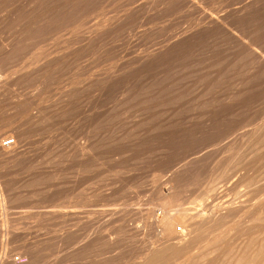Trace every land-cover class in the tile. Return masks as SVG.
<instances>
[{"label": "rangeland", "instance_id": "rangeland-1", "mask_svg": "<svg viewBox=\"0 0 264 264\" xmlns=\"http://www.w3.org/2000/svg\"><path fill=\"white\" fill-rule=\"evenodd\" d=\"M193 1L216 18L248 3ZM56 2L63 5L62 18L48 25L52 20L44 18ZM172 2L0 0V134L20 133L17 145L27 152L21 164L0 161L9 193L0 205V264L8 259L20 264H142L151 249L163 244L152 222L164 226L165 216L180 215L178 231L202 236L225 201L247 205L254 197L251 183L264 188V69L249 75L251 51L221 39L220 33L214 37L200 30L202 17ZM239 21L230 29L264 56V30L251 41ZM191 37L202 38L209 50L192 58L185 52L175 56ZM161 189L180 197L181 204L164 207ZM115 211L122 213L116 216ZM244 212L221 228L226 238L217 245L224 243L231 251L217 264H242L249 249H239L263 242L261 236L258 242L245 236L252 223L251 213ZM255 225L264 228V220Z\"/></svg>", "mask_w": 264, "mask_h": 264}, {"label": "bare ground", "instance_id": "bare-ground-1", "mask_svg": "<svg viewBox=\"0 0 264 264\" xmlns=\"http://www.w3.org/2000/svg\"><path fill=\"white\" fill-rule=\"evenodd\" d=\"M49 1V0H48ZM60 1V0H59ZM63 1V0H62ZM71 1V0H70ZM80 1V0H79ZM97 1V0H96ZM172 1H175V2H177V4L180 6V7H184L185 9L187 8V10H189V11H191V13L193 12V14L195 13V14H198L197 16H201L202 18H201V20H203V25L201 24V26H202V28L200 29V30H203L204 32L207 30L208 31V33H211V36H213L214 35V37H215V35L217 36L219 33L220 34H222L223 36H222V38L221 39H223L224 37H225V39L226 38H228V41H231L232 42V44L233 45H236L238 48H243L242 50H245V51H251V59H249V60H252L253 61V65H254V67H253V69H252V71L250 72V74L249 75H254V74H257V71H261L260 69H264V56H262V54H260L259 52H257V51H253L252 50V47L251 46H255L254 44H247V43H245L244 41H243V39L242 38H244L243 37V35L241 36L242 38H240L236 33H234L230 28H234L235 29V27H237L238 25H237V21H241V22H243L242 24L247 28V34L251 37V41H253L255 38H257L256 37V35H258V34H260L263 30H264V0H248V3L247 4H245L240 10H236V11H229V13H226L225 15H221L220 14V16L218 15V17L219 18H216V17H214V16H217V15H214V16H212V14L211 15H208L207 13H205V12H203V11H205L204 9L203 10H201L196 4H197V2L195 3L193 0H171V2ZM40 2V1H39ZM42 2H40V4H41ZM51 3V2H50ZM52 3H53V5H54V1H52ZM57 3V2H56ZM55 3V7H51V9L49 8V12L46 14V16H45V18H44V20H46V22H49V20L51 21V22H49V23H47L48 25H50V24H52V25H54L52 22H54V21H57V20H59V18H62V15H60V13H62L61 11H62V8H61V6H63L62 5V3L60 2V3H57L56 4ZM73 3H74V1H73ZM155 3H157V2H155ZM47 4V3H46ZM61 4V5H60ZM66 4V3H65ZM69 4V3H68ZM172 4H174V2H172ZM38 5V4H37ZM44 5V4H43ZM42 5V6H43ZM79 5V4H78ZM41 5H39V7H40ZM81 6V5H80ZM49 7H50V5H49ZM69 7V6H68ZM73 7V6H72ZM77 7V6H76ZM41 8V7H40ZM46 8V7H45ZM65 8H67L66 6H65ZM71 8V7H70ZM69 8V9H70ZM68 9V8H67ZM66 9V10H67ZM75 9V8H74ZM73 9V10H74ZM182 9V8H181ZM234 9V8H233ZM238 9V8H237ZM46 10V9H45ZM72 10V9H71ZM137 10V9H136ZM135 10V11H136ZM220 10V9H219ZM36 11H38V10H36ZM69 11V10H68ZM75 11V10H74ZM131 11V10H130ZM133 11V10H132ZM134 11V12H135ZM183 11V10H182ZM70 12V11H69ZM141 12V11H140ZM38 13V12H37ZM138 13V12H137ZM142 13V12H141ZM184 13V12H183ZM43 14V13H42ZM72 14V13H71ZM70 14V15H71ZM135 14V13H134ZM134 14H133V16H134ZM139 14V13H138ZM147 14V13H146ZM186 14H188V13H186ZM193 14H191V15H193ZM194 14V15H195ZM128 15V14H127ZM132 15V14H131ZM193 15V16H194ZM28 16V15H27ZM61 16V17H60ZM68 16H69V14H68ZM130 16V15H129ZM196 16V15H195ZM65 16H63V18H64ZM135 17H137V16H135ZM139 17V16H138ZM68 18V17H67ZM40 19V18H39ZM43 19V18H42ZM41 19V20H42ZM66 19V18H65ZM79 19V18H78ZM84 19V18H83ZM137 19V18H136ZM61 20V19H60ZM64 20V19H63ZM76 20V19H75ZM119 20V19H118ZM123 20V19H122ZM128 20V19H127ZM130 20V19H129ZM132 20H134L133 18H132ZM200 20V19H199ZM125 21H126V19H125ZM135 21V20H134ZM231 21V22H230ZM239 21V22H240ZM37 22V21H36ZM43 22V21H42ZM130 22V21H129ZM129 22H126V25H130L129 24ZM231 24H230V23ZM44 23V22H43ZM61 23V22H60ZM122 23V22H121ZM121 23H120V25H121ZM130 23H132V22H130ZM198 23H200V22H198ZM45 24V23H44ZM37 25V24H36ZM40 25H41V23H40ZM43 25V24H42ZM73 25V24H72ZM123 26H124V24H122ZM121 25V26H122ZM170 25V24H169ZM47 26V25H46ZM230 26V27H229ZM51 27V26H50ZM78 27V26H77ZM112 27V26H111ZM130 27V26H129ZM37 28V27H36ZM45 28V27H44ZM60 28V27H59ZM109 28V27H108ZM123 28V27H122ZM195 28V27H194ZM200 28V27H199ZM199 28H196L195 29V31L196 30H198ZM237 29V28H236ZM46 30V29H45ZM53 30V29H52ZM55 30H56V28H55ZM109 30V29H108ZM191 30V29H190ZM192 32L194 31L193 30V28H192V30H191ZM191 31H189V33L191 32ZM194 31V32H195ZM49 32V31H48ZM56 32V31H55ZM62 33V32H61ZM203 33V32H202ZM242 33H244V32H242ZM63 34V33H62ZM172 34V33H171ZM187 34H188V31H187ZM192 34V33H191ZM190 34V35H191ZM240 34V33H239ZM261 34H262V36H261ZM259 36H261V37H263V39H264V31L261 33ZM185 35V34H184ZM183 35V36H184ZM193 35H195L194 33H193ZM192 35V36H193ZM206 35L208 36V34L206 33ZM241 35V34H240ZM189 36V35H188ZM258 36V37H259ZM56 37V36H55ZM170 37V36H169ZM187 37V36H186ZM185 37V38H186ZM190 37V36H189ZM221 37V36H220ZM249 37V38H250ZM100 38V37H99ZM209 38V37H208ZM184 39V38H183ZM200 39V38H199ZM199 39H193L192 37L190 38V39H187V40H185V42H182V43H185V44H183V46L180 48V49H182V51L180 52V51H178V52H176L175 53V56H178V58L182 55V53L183 52H185L187 55H188V57L189 58H192V57H194L195 55H196V53H198V52H200V51H208L209 50V48H207V49H205L204 48V44L202 43V41H201V39L199 40ZM245 39V38H244ZM96 40V39H95ZM177 39H175V40H173V41H176ZM183 40V41H184ZM204 40V39H203ZM212 40V39H211ZM210 40V41H211ZM213 40H214V38H213ZM218 40V39H217ZM256 40H258V39H256ZM81 41V40H80ZM221 41H223V40H221ZM227 40H226V43L228 42ZM250 41V40H249ZM204 42H206V41H204ZM216 42V41H215ZM218 42L219 41H217V43H216V45L218 44ZM171 43V42H170ZM169 43V44H170ZM207 43V42H206ZM214 43V42H213ZM224 43V42H223ZM169 44H168V46H169ZM171 44H173V43H171ZM177 44V43H176ZM175 44V45H176ZM208 44V43H207ZM225 44V43H224ZM229 44H230V42H229ZM231 44V45H232ZM179 45H180V42H179ZM220 45V44H219ZM222 45V44H221ZM232 45V46H233ZM205 46H206V44H205ZM209 46V45H208ZM208 46H206V47H208ZM213 46H214V48L216 47L214 44H213ZM224 46V45H223ZM223 46H221L220 48H222ZM228 46V44L226 45V47ZM236 46H235V48H236ZM174 47V46H173ZM210 47V46H209ZM219 47V46H218ZM164 48V47H163ZM172 48V47H171ZM170 47H169V49H171ZM217 48V47H216ZM225 48V47H224ZM228 48V47H227ZM234 48V47H233ZM232 48V49H233ZM237 48V49H238ZM161 49V48H160ZM167 50V49H166ZM211 50V49H210ZM212 50H213V48H212ZM220 50H222V49H220ZM236 50V49H235ZM239 50H241V49H238V52H239ZM162 51V50H161ZM165 51V50H164ZM174 51H176V50H174ZM206 51V52H207ZM228 51V50H227ZM230 51V50H229ZM234 51V50H233ZM6 52H7V50H6ZM153 52V51H152ZM167 52H169L168 50H167ZM167 52H165L166 54H171V53H167ZM211 52H214V51H211ZM225 52V51H224ZM40 53V52H39ZM157 53V52H156ZM160 53V52H159ZM164 53V54H165ZM202 53V52H201ZM205 53V52H204ZM209 53V52H208ZM227 53H229V52H227ZM231 53V55H232V51L230 52ZM235 53H237V51L235 52ZM240 53H242L241 51H240ZM62 54V53H61ZM64 54V53H63ZM155 54V53H154ZM153 54V55H154ZM207 54V53H206ZM213 54V53H212ZM215 54V53H214ZM217 54H219V53H217ZM225 54H226V52H225ZM234 54V53H233ZM103 55V54H102ZM158 55H160V54H158ZM157 55V56H158ZM174 55V54H173ZM172 55V56H173ZM185 55V54H184ZM199 55H200V53H199ZM234 55H236V54H234ZM242 55H244V54H242ZM43 56H45V55H43ZM151 56H152V53H151ZM150 56V57H151ZM171 56V55H170ZM170 56H169V59H170ZM172 56H171V58H172ZM204 56V55H203ZM214 56V55H213ZM230 56V55H229ZM237 57L239 56V54L238 55H236ZM84 57V56H83ZM149 57V58H150ZM156 57V56H155ZM220 57H221V55H220ZM220 57H218V58H220ZM235 58L234 56H230V58ZM108 58V57H107ZM147 58V57H146ZM149 58H147V59H149ZM152 58H153V56H152ZM160 58H162L161 56H160ZM198 58V57H197ZM229 58V59H230ZM239 59H240V57H238ZM249 58V57H248ZM143 59H145V58H143ZM173 59V58H172ZM202 59H203V57H202ZM237 59V58H236ZM246 59V58H245ZM152 60V59H151ZM161 60V59H160ZM167 60H168V58H167ZM175 60H177V59H175ZM174 60V61H175ZM182 60V59H181ZM196 60V59H195ZM232 60V59H231ZM230 60V61H231ZM142 61H144V60H141V62ZM150 61V60H149ZM157 61V60H156ZM156 61H154V62H156ZM178 61V60H177ZM183 61V60H182ZM228 61V60H227ZM229 61V62H230ZM237 62H238V60H236ZM243 61V60H242ZM152 62V61H151ZM150 62V63H151ZM234 62V61H233ZM236 62V63H237ZM59 63V62H58ZM88 63V62H87ZM86 63V64H87ZM145 63H147V60H146V62ZM158 63V62H157ZM163 63V62H162ZM252 63V62H251ZM57 64V63H56ZM140 64V63H139ZM153 64V63H152ZM191 64V63H190ZM234 64V63H233ZM144 65V64H143ZM149 65V64H148ZM225 65H227V62L225 63ZM252 65V64H251ZM145 66V65H144ZM147 66V65H146ZM172 66H173V64H172ZM171 66V67H172ZM230 66V65H229ZM237 66H238V64H237ZM148 67V66H147ZM227 67H228V65H227ZM138 69H139V67H137ZM145 69V68H144ZM153 69V68H152ZM162 69V68H161ZM175 69H177V68H175ZM174 69V70H175ZM137 70V69H136ZM142 70V69H141ZM140 70V71H141ZM148 70H149V68H148ZM155 70V69H154ZM179 70V69H178ZM196 70V69H195ZM48 71V70H47ZM131 71V70H130ZM139 71V70H138ZM158 71V70H157ZM217 71V70H216ZM263 71V70H262ZM132 72H134V71H132ZM145 72V71H144ZM160 72V71H159ZM200 72V71H199ZM219 72V71H218ZM52 73V72H51ZM117 73V72H116ZM120 73V72H119ZM239 73V72H238ZM260 73V72H259ZM28 74V73H27ZM141 73H139V75H140ZM162 74V73H161ZM180 74V73H179ZM207 74V73H206ZM41 75V74H40ZM110 75V74H109ZM127 75V74H126ZM142 75V74H141ZM146 75H148V72H147V74ZM151 74H149L148 76H150ZM197 75V74H196ZM25 76V75H24ZM105 76V75H104ZM125 76V75H124ZM56 77V76H55ZM96 77V76H95ZM112 77V76H111ZM130 77V76H129ZM134 77V76H133ZM151 77V76H150ZM97 78V77H96ZM115 78V77H114ZM127 78H128V76H127ZM146 78H147V76H146ZM149 78V77H148ZM159 78V77H158ZM212 78V77H211ZM38 79V78H37ZM129 79H131V77L129 78ZM36 80V79H35ZM102 80V79H101ZM122 80V79H121ZM234 80V79H233ZM240 80H241V78H240ZM239 80V81H240ZM103 81V80H102ZM108 81V80H107ZM106 81V82H107ZM112 81H114V80H112ZM115 81H116V78H115ZM149 81V80H148ZM222 81V80H221ZM104 82V81H103ZM117 83H118V81H116ZM172 82V81H171ZM258 82V81H257ZM110 83H111V80H110ZM109 83V84H110ZM114 83V82H113ZM112 83V84H113ZM207 83V82H206ZM264 83V82H263ZM122 84V83H121ZM130 84H131V82H130ZM144 84V83H143ZM239 84V83H238ZM45 85V84H44ZM135 85V84H134ZM248 85V84H247ZM10 86V85H9ZM106 87H107V85H105ZM111 86H114V85H111ZM166 86V85H165ZM170 86V85H169ZM172 86V85H171ZM87 87V86H86ZM104 87V86H103ZM108 87H109V85H108ZM134 87V86H133ZM149 87V86H148ZM173 87V86H172ZM175 87V86H174ZM248 87V86H247ZM252 87V86H251ZM110 88V87H109ZM117 88H118V86H117ZM149 89V88H148ZM263 89V88H262ZM81 90V89H80ZM106 89H104V91L103 92H106L105 91ZM110 90V89H109ZM108 90V91H109ZM114 90H115V86H114ZM114 90H112V91H114ZM195 90V89H194ZM7 91V90H6ZM90 91V90H89ZM49 92V91H48ZM97 92V91H96ZM107 93V92H106ZM106 93H104V94H106ZM131 94V93H130ZM129 95V94H128ZM246 96V95H245ZM86 97V96H85ZM118 97V96H117ZM129 97V96H128ZM141 97V96H140ZM37 99V98H36ZM101 99V98H100ZM102 100V99H101ZM115 100V99H114ZM122 100H124V99H122ZM151 101V100H150ZM35 102V101H34ZM87 102H89V101H87ZM84 103V102H83ZM122 103V102H121ZM251 103V102H250ZM122 105V104H121ZM147 105V104H146ZM110 108V107H109ZM115 108V107H114ZM113 108V109H114ZM198 108V107H197ZM163 109V108H162ZM253 109V108H252ZM34 111V110H33ZM36 111H38V110H36ZM215 111H217L218 112V110H215ZM214 111V112H215ZM50 112V111H49ZM85 112V111H84ZM114 112V111H113ZM51 113V112H50ZM99 113V112H98ZM102 113V112H101ZM175 113V112H174ZM219 113V112H218ZM224 113V112H223ZM38 114V113H37ZM81 114V113H80ZM83 114V113H82ZM89 114V113H88ZM115 114V113H114ZM216 114V116L218 115L217 113H215ZM94 115V114H93ZM219 115H220V113H219ZM51 116H52V114H51ZM53 116H55V115H53ZM101 116V115H100ZM248 116V115H247ZM88 117V116H87ZM102 117V116H101ZM55 118V117H54ZM48 119V118H47ZM49 119H50V117H49ZM108 119V118H107ZM110 119V118H109ZM115 119V118H114ZM175 119V118H174ZM202 119V118H201ZM223 120V119H222ZM108 121V120H107ZM53 122V121H52ZM100 122V121H99ZM190 122V121H189ZM105 124V123H104ZM248 124V123H247ZM40 124H38V126H39ZM134 125V124H133ZM183 126V125H182ZM139 127V126H138ZM186 127H188V126H186ZM44 128V127H43ZM118 128H120L119 126H118ZM148 128V127H147ZM153 128V127H152ZM202 128V127H201ZM213 128V127H212ZM156 129V128H155ZM188 129V128H187ZM197 129V128H196ZM199 130V129H198ZM188 131V130H187ZM190 131V130H189ZM192 131H193V129H192ZM241 131V130H240ZM253 131V130H252ZM24 132V131H23ZM154 132V131H153ZM196 132V131H195ZM199 132V131H198ZM204 132V131H203ZM122 133V132H121ZM144 133V132H143ZM188 133V132H187ZM246 133V132H245ZM254 132H252V134H253ZM10 134V135H9ZM197 134V133H196ZM199 134V133H198ZM258 134V133H257ZM184 135H185V133H184ZM244 135H246V134H244ZM259 135V134H258ZM13 136H14V138H13ZM114 136V135H113ZM145 136V135H144ZM158 136V135H157ZM195 136V135H194ZM242 136V135H241ZM255 136V135H254ZM148 137V136H147ZM165 137V136H164ZM246 137V136H245ZM244 137V138H245ZM249 137H251V136H249ZM22 138V136H21V134L20 133H15L14 134V132H9V133H5V134H0V161H8V162H11L13 165L14 164H21L24 160H26L25 159V155L27 154V152H26V150L25 149H23V150H25V151H21V150H19V147H18V145H17V140H19V139H21ZM155 138V137H154ZM174 138V137H173ZM176 138V137H175ZM181 138V137H180ZM159 139V138H158ZM179 139V138H178ZM186 139V138H185ZM243 139V138H242ZM246 139V138H245ZM174 140V139H173ZM180 140V139H179ZM71 141V140H70ZM138 141V140H137ZM183 141H184V139H183ZM245 141V140H244ZM250 141V140H249ZM185 142V141H184ZM241 142H243V141H241ZM167 143V142H166ZM183 143V142H182ZM157 144V143H156ZM78 145V144H77ZM178 145V144H177ZM63 146V145H62ZM251 146V145H250ZM78 147H79V145H78ZM85 147H87V146H85ZM146 147V146H145ZM165 147V146H164ZM175 147V146H174ZM178 147V146H177ZM235 147V146H234ZM83 149V147L81 146L79 149H77L78 151L80 150V149ZM89 148V147H88ZM169 148V147H168ZM180 148V147H179ZM42 149V148H41ZM165 149V148H164ZM187 149V148H186ZM228 149V148H227ZM76 150V149H75ZM85 151H86V149H85ZM91 151V150H90ZM114 151H115V149H114ZM119 151V150H118ZM48 152V151H47ZM81 152H83V151H81ZM87 152V151H86ZM165 152V151H164ZM168 152V151H167ZM77 153V152H76ZM91 153V152H90ZM94 153V152H93ZM149 153V152H148ZM225 153H227V152H225ZM29 154V153H28ZM42 154V153H41ZM86 154V153H85ZM85 154H81V155H85ZM120 154V153H119ZM164 154V153H163ZM168 154V153H167ZM49 155V154H48ZM65 155V154H64ZM70 155V154H69ZM74 155V154H73ZM92 155V154H91ZM90 155V156H91ZM160 155V154H159ZM173 155V154H172ZM229 155V154H228ZM38 156V155H37ZM80 156V155H79ZM87 156V155H86ZM89 156V157H90ZM162 156V155H161ZM169 157H170V154L168 155ZM186 156V155H185ZM204 156V155H203ZM257 156V155H256ZM40 157V156H39ZM82 158L84 157V156H81ZM104 157V156H103ZM165 157H166V155H165ZM31 158H33L32 156H31ZM110 159L111 158H113V154L109 157ZM168 158V157H167ZM172 158V157H171ZM175 158V157H174ZM258 158V157H257ZM229 159V158H228ZM32 160V159H31ZM30 160V161H31ZM83 160H85V159H83ZM116 160V159H115ZM151 160V159H150ZM172 160H173V158H172ZM185 160V159H184ZM29 161V162H30ZM165 162H167V161H164L163 163H165ZM175 162V161H174ZM190 162V161H189ZM28 163V162H27ZM63 163H65V162H63ZM79 163V162H78ZM152 163V162H151ZM29 164V163H28ZM42 164V163H41ZM95 164V163H94ZM176 164V163H175ZM173 165V166H177V165ZM2 165H3V163H2ZM92 165V164H91ZM153 165V164H152ZM160 165V164H159ZM155 166V165H154ZM172 166V167H173ZM196 166V165H195ZM6 167V166H5ZM5 167H4V169H5ZM16 167V166H15ZM76 167V166H75ZM98 167V166H97ZM54 168V167H53ZM159 168V167H158ZM237 168V167H236ZM167 169V168H166ZM170 169V168H169ZM194 169V168H193ZM197 169V168H196ZM216 169V168H215ZM234 169V168H233ZM69 170V169H68ZM162 170V169H161ZM164 170V169H163ZM168 170V169H167ZM188 170V169H187ZM178 172V171H177ZM227 172V171H226ZM6 173L7 172H4V170H2L1 169V163H0V205L2 206V203H4L3 201H2V198L4 199V196L5 195H7V194H9L8 193V189H7V186L5 185V183H4V177H6L5 175H6ZM87 173V172H86ZM195 173V172H194ZM177 174V173H176ZM188 174H190V173H188ZM197 174V173H196ZM257 174V173H256ZM142 175V174H141ZM222 175V174H221ZM233 176V175H232ZM179 177V176H178ZM182 177V176H181ZM180 177V178H181ZM117 178V177H116ZM229 178V177H228ZM165 179V178H164ZM171 179V178H170ZM173 180V179H172ZM74 181V180H73ZM7 182V181H6ZM82 182V181H81ZM215 182V181H214ZM178 183V182H177ZM132 184V183H131ZM215 185V184H214ZM251 185L253 186V187H255L254 188V197H253V200L252 201H249L250 203L249 204H241L240 206H238V204H236L234 201H228V202H224L225 204L223 205L222 203V206L221 207H219L218 208V210H217V212L216 213H219V214H217V216L216 217H213L214 219L213 220H211V223L210 222H208V223H206V224H208V226H206L204 223V225L206 226V229L204 230V234L202 235V236H198V235H195L194 237L193 236H191V234H184L182 231H178V227H183L182 226V224H183V217L182 216H180V215H176L175 217H172V215L171 216H165V218H166V224L164 225V226H162L163 224L162 223H159V222H152V228H154L155 230L157 229V231L159 232V234L161 235V239H162V241H163V244L159 247V248H157V249H151V251H149V253H147L145 256H144V258H143V260L141 259V261H144V262H142V264H195V263H203V262H205L208 258H212V260H214V261H212V264H217V261L220 259V257L223 255H225V254H227V253H230V252H228L230 249H229V246L228 245H225L224 243L223 244H221L220 243V245L218 246L217 244L219 243V242H222L223 240H224V238H226L225 236H222V237H224L223 239H222V237H221V234H223L224 232L223 231H221L220 232V230H221V228L222 227H224V224H225V222H226V220L227 219H229V218H232L233 217V215L235 214V213H238V212H244L245 210V212L244 213H247V212H249V214L251 213V215H250V223H252V225H251V228L249 227V230L247 229V226H246V237L247 238H249L250 240L251 239H254L255 237L257 238V239H255V242H258V240H260V239H258V238H260V236L261 237H263L264 238V228L262 227V228H259L257 225H255V224H258L259 222H263V220H264V188H259L258 186H257V183H255V181L253 182V183H251ZM58 186V185H57ZM264 186V185H263ZM142 187V186H141ZM186 187V186H185ZM135 188V187H134ZM136 190V189H135ZM145 191V190H144ZM158 191V190H157ZM211 191V190H210ZM107 192V191H106ZM212 192V191H211ZM214 192V191H213ZM158 194H159V197H160V199H161V204H163V206L164 207H166V208H172V207H178L180 204H181V200H180V197H178V196H176L175 197V195H173V193H167V192H164L162 189L161 190H159V192H158ZM177 194V193H176ZM178 195V194H177ZM216 195V194H215ZM8 196V195H7ZM119 196V195H118ZM178 197V198H177ZM217 197V196H216ZM203 198V197H202ZM20 199V198H19ZM73 199V198H72ZM6 200V199H5ZM229 200V199H228ZM231 200V199H230ZM249 200V199H248ZM236 201V200H235ZM54 202V201H53ZM69 202V201H68ZM63 204V203H62ZM71 204V203H70ZM210 204V203H209ZM5 205V204H4ZM114 206V205H113ZM155 206V205H154ZM183 206V205H182ZM181 206V207H182ZM127 207H128V205H127ZM132 207V206H131ZM136 207V206H135ZM160 207V206H159ZM216 207H217V205H216ZM82 208V207H81ZM173 208V209H174ZM180 208V207H179ZM214 207H212V209H213ZM70 209V208H69ZM120 209V208H119ZM173 209H172V211H173ZM192 209V208H191ZM215 209V208H214ZM115 210V209H114ZM121 210V209H120ZM128 210V209H127ZM126 210V211H127ZM171 210V209H170ZM117 211V210H116ZM115 211V213H116V216H117V214H119V213H122L121 211L119 212H116ZM132 211V210H131ZM152 211V210H151ZM215 211H216V209H215ZM90 212H92V211H90ZM100 212V211H99ZM133 212V211H132ZM170 212V211H169ZM52 213V212H51ZM56 213V212H55ZM70 213V212H69ZM112 213V212H111ZM114 213V214H115ZM128 213V212H127ZM152 213H154L153 211H152ZM184 213H186V214H188L189 213V211L187 210H184ZM46 214H48V213H46ZM50 214V213H49ZM98 214V213H97ZM134 214V213H133ZM149 214V213H148ZM53 215V214H52ZM63 215V214H62ZM91 215V214H90ZM155 214H151V216H149L150 218H153V219H155L154 216ZM190 215V214H189ZM214 215V214H213ZM240 215V214H239ZM55 216V215H54ZM69 216V215H68ZM76 216V215H75ZM91 216H93V215H91ZM123 216H125V215H122V217ZM141 216V215H140ZM57 217V216H56ZM59 217V216H58ZM57 217V218H58ZM66 217V216H65ZM99 217H101V216H99ZM106 217H108V215L106 216ZM120 217V216H119ZM127 217V216H126ZM143 217V216H142ZM190 217H192V216H190ZM112 218V217H111ZM113 218H114V215H113ZM112 218V219H113ZM123 218H125V217H123ZM129 218V217H128ZM128 218H126V219H123V221H126ZM235 218H236V216H235ZM61 219V218H60ZM121 219V218H120ZM129 219H132L131 217L129 218ZM149 219V218H148ZM234 219V218H233ZM247 219H248V216H247ZM115 220V219H114ZM240 220V219H239ZM246 220V219H245ZM64 221V220H63ZM118 221V220H117ZM184 221H186V220H184ZM92 222V221H91ZM110 222V221H109ZM122 222V219H121V221L119 222V223H121ZM204 222V221H203ZM13 223V222H12ZM162 224V225H161ZM244 224V223H243ZM105 225V224H104ZM198 225V224H197ZM235 225V224H234ZM245 225H246V223H245ZM250 225V224H249ZM124 226V225H123ZM185 228H187V225L185 224ZM199 226V225H198ZM239 226V225H238ZM237 226V227H238ZM190 227V226H189ZM232 227V226H231ZM234 227V226H233ZM116 228V227H115ZM123 228V227H122ZM126 228V227H125ZM192 228V227H191ZM199 228V227H198ZM235 228H236V226H235ZM239 228V227H238ZM180 229V228H179ZM124 230V229H123ZM127 230H129V232L130 231H132L133 232V228H129L128 227V229ZM240 230H241V227H240ZM126 231V230H125ZM135 231V230H134ZM137 231V230H136ZM143 231V230H142ZM238 231V230H237ZM104 232V231H103ZM128 232V233H129ZM216 232H218L217 234H216ZM84 233V232H83ZM126 233L127 235H129V234H131V233ZM137 233V232H136ZM146 233V232H145ZM229 233V232H228ZM234 233V235H235V232H233ZM238 233H240V232H238ZM238 233H236V234H238ZM243 233V231L241 232V234ZM3 234V233H2ZM1 234V235H2ZM97 234V233H96ZM142 234V233H141ZM134 235V234H133ZM138 235V237H139V235L140 234H137ZM144 235V234H143ZM200 235V234H199ZM243 235V234H242ZM80 236V235H79ZM132 236V235H131ZM240 236V235H239ZM244 236V237H245ZM68 237V236H67ZM71 237V236H70ZM133 237V236H132ZM135 237H136V234H135ZM134 237V238H135ZM157 237H158V235H157ZM243 237V236H242ZM245 237V239L247 240V242H248V240L249 239H247ZM63 238V237H62ZM74 238V237H73ZM132 239V240H135V242H136V239ZM88 239V238H87ZM97 239V238H96ZM98 239H100V238H98ZM239 239V238H238ZM241 239V238H240ZM138 240V239H137ZM228 240V239H227ZM242 240H244V239H242ZM257 240V241H256ZM140 241H142V239L141 240H139V242ZM156 241V240H155ZM229 241V240H228ZM261 241V240H260ZM112 242V241H111ZM135 242H133L134 244H136ZM152 242V241H151ZM247 242H245V243H247ZM252 242H253V240H252ZM252 242H250L249 244H252ZM78 243V242H77ZM127 243H129V242H127ZM161 243V242H160ZM229 243V242H228ZM227 243V244H228ZM262 244L264 243V239H263V242H261ZM260 243V244H261ZM108 244V243H107ZM112 244V243H111ZM114 244V243H113ZM112 244V245H113ZM117 244V243H116ZM133 244V245H134ZM159 244V243H158ZM259 244V242L258 243H256V244H252L251 245V247L250 248H241V249H239L241 252L243 251L244 252V250H246V252L248 251V249H249V251L247 252V255L245 256L244 255V257H245V259H246V257H247V259L245 260L246 262H247V264H264V247H261V246H264V244L263 245H261L260 246V244ZM109 245V244H108ZM132 245V244H131ZM137 245H140V243H138ZM141 245H142V243H141ZM155 245V244H154ZM8 246V245H7ZM60 246V245H59ZM127 246H128V244H127ZM232 246V245H231ZM230 246V247H231ZM132 247V246H131ZM79 248V247H78ZM129 248V247H128ZM135 248H137L136 247V245H135ZM135 248H132V251L135 249ZM6 249V248H5ZM36 249V248H35ZM112 249V248H111ZM131 249V248H130ZM138 249V251L140 250V251H142V248H137ZM234 249V248H233ZM80 250V249H79ZM134 251H137V250H134ZM231 251V250H230ZM49 252V251H48ZM232 252H233V250H232ZM44 253V252H43ZM142 253V252H141ZM141 253H139V254H141ZM239 253V252H238ZM11 254V253H10ZM57 254V253H56ZM242 255V254H241ZM241 255H239V256H241ZM226 256V255H225ZM236 256L239 258V256L236 254ZM234 257V256H233ZM7 257H5V259H6ZM12 258V257H11ZM10 258V259H11ZM236 258V257H235ZM238 258H236V259H238ZM4 259V260H5ZM242 259V258H241ZM237 261V260H236ZM243 261L244 260H242V264H243ZM245 261H244V263H245ZM61 262V261H60ZM219 262H223V260L222 261H219ZM239 262V261H238ZM237 262V263H238ZM5 263V262H4ZM69 263V262H68ZM105 263V262H104ZM234 263H235V260H234ZM6 264H20V263H16L14 260H7V263ZM70 264V263H69ZM141 264V263H140ZM210 264V263H209ZM238 264H240V263H238Z\"/></svg>", "mask_w": 264, "mask_h": 264}]
</instances>
